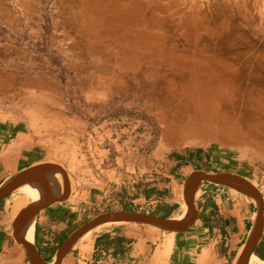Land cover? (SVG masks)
Here are the masks:
<instances>
[{
	"label": "rangeland",
	"instance_id": "1",
	"mask_svg": "<svg viewBox=\"0 0 264 264\" xmlns=\"http://www.w3.org/2000/svg\"><path fill=\"white\" fill-rule=\"evenodd\" d=\"M220 95L264 121V0H0V120L64 170L81 221L137 189L185 203L176 160L264 192V136L238 144L200 126ZM43 176L44 196L63 191ZM113 224L141 223L96 230Z\"/></svg>",
	"mask_w": 264,
	"mask_h": 264
},
{
	"label": "crops",
	"instance_id": "2",
	"mask_svg": "<svg viewBox=\"0 0 264 264\" xmlns=\"http://www.w3.org/2000/svg\"><path fill=\"white\" fill-rule=\"evenodd\" d=\"M48 162L44 151L33 144L21 128L0 120V189L16 173ZM194 171L213 173V169L199 167L191 160H176L168 175L172 177V187L176 184V190H184L187 177ZM53 172L59 175L63 183L62 175L56 169L47 168L30 175L44 177ZM179 174L183 175L181 180L176 178ZM45 180L48 184V180ZM260 180L264 181V175ZM33 183L37 192L39 186ZM16 188L0 199V264H32L26 247L17 240L13 229L17 214L32 199H25L28 192L26 187L18 190L19 193L15 192ZM63 191L53 192L56 194L53 196H59ZM138 191L134 198H130L131 202L121 200V208L114 210L141 211L170 219L179 211L181 204L177 192L162 195L155 193V189L148 190L149 194ZM260 191L263 224L250 255L254 264H264V192L262 189ZM70 195L71 192L63 200L48 203L33 213L32 242L29 243L49 264L54 263L57 250L64 240L89 220L81 221V213L70 201ZM137 202L142 205L137 206ZM193 206L195 219L181 232L154 230L153 226L143 223L113 224L102 230L92 228L74 242L60 264H111L122 259L135 264H235L248 243L257 218V204L253 196L232 185L205 182L193 199ZM27 220L21 228V236L25 240ZM166 231L172 234L168 235Z\"/></svg>",
	"mask_w": 264,
	"mask_h": 264
},
{
	"label": "water",
	"instance_id": "3",
	"mask_svg": "<svg viewBox=\"0 0 264 264\" xmlns=\"http://www.w3.org/2000/svg\"><path fill=\"white\" fill-rule=\"evenodd\" d=\"M47 168L56 169L62 175V180L64 184V191L59 196H47L39 198L38 200L30 202L26 207H24L16 216L13 229L14 234L19 242L24 244L26 247L30 260L32 264H49L45 262L36 248L21 236V228L24 221L31 216L38 208L45 206L48 203L54 201H60L66 198L69 194L70 184L68 177L66 176L64 170L56 163H39L30 166L12 177H10L0 189V199L12 191L14 188L18 187L24 179L33 172L44 170ZM205 182H217L222 184L232 185L236 188L242 189L249 193L256 201L257 204V218L253 230L249 236L248 243L235 264H247L250 255L254 249V246L259 238L262 224H263V199L261 193L257 188L249 182L245 177L231 173V172H215V173H205L202 171L192 172L186 179L184 183V202L187 206L186 216L181 220H173L166 217H160L151 213L133 211V210H110L96 215L90 218L88 221L81 224L76 228L59 246L55 262L53 264H60L64 255L69 250V248L74 244V242L83 235L86 231L98 227L107 222H113L120 219H131V221H136L140 223L149 224L155 226L162 230L181 232L184 231L188 226H190L195 219V208L193 206V197L200 186ZM228 182H233L235 184H230Z\"/></svg>",
	"mask_w": 264,
	"mask_h": 264
},
{
	"label": "bare ground",
	"instance_id": "4",
	"mask_svg": "<svg viewBox=\"0 0 264 264\" xmlns=\"http://www.w3.org/2000/svg\"><path fill=\"white\" fill-rule=\"evenodd\" d=\"M222 99L223 98L220 95L218 99L215 98L211 103L208 104L212 107L211 109L212 111H210L211 114L209 113L207 117L210 116L212 118V121L207 123H202L201 121L200 126L201 125L206 126L210 130L214 129L215 132L216 131L219 132V130L226 128L227 131H229V134H231L232 137L231 141L238 144H252L255 140H258L260 139L261 136H264L263 120L258 119L256 116H254V114L242 112L237 107L231 106V103ZM203 112L204 110L201 109V113ZM213 123H217V124L214 125ZM227 123L231 124L230 127L226 125ZM197 125L199 126L198 123ZM187 127H190V129H192L193 123L190 121V125L187 124ZM195 127L196 126H194V128ZM208 128H207V132L209 130ZM240 137L241 140L240 141L237 140V138ZM32 181L36 182L39 186L37 192H35L36 186ZM228 183L235 184L233 182H228ZM25 187L28 189L26 196L31 197L32 201H35L46 195L48 184L46 183L44 177L38 174H32L24 179V181L15 189V192H17L18 190L25 189ZM198 192H199V188L196 191L195 196L198 194ZM186 213H187V206L185 203H182L179 208V211L171 219L181 220L186 216ZM33 220H34V216L32 214L31 216L28 217L26 228L24 230V236L28 242H32ZM127 221H131V219H120L113 222H127ZM109 223L112 222H107L105 224H109ZM247 264H253V258H250Z\"/></svg>",
	"mask_w": 264,
	"mask_h": 264
},
{
	"label": "trees",
	"instance_id": "5",
	"mask_svg": "<svg viewBox=\"0 0 264 264\" xmlns=\"http://www.w3.org/2000/svg\"><path fill=\"white\" fill-rule=\"evenodd\" d=\"M150 192H148V194H149Z\"/></svg>",
	"mask_w": 264,
	"mask_h": 264
}]
</instances>
